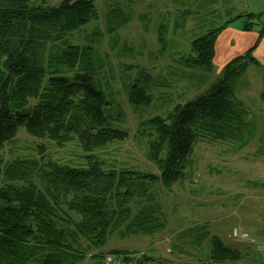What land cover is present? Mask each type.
I'll return each instance as SVG.
<instances>
[{
	"label": "trees",
	"instance_id": "1",
	"mask_svg": "<svg viewBox=\"0 0 264 264\" xmlns=\"http://www.w3.org/2000/svg\"><path fill=\"white\" fill-rule=\"evenodd\" d=\"M132 2L0 0V264H106L107 256L124 263H169L145 249L107 248V239L115 234L131 242L168 229L154 187L170 190L187 176L197 140L233 141L242 148L251 138L248 109L234 86L248 66L258 64L251 49L230 59L199 90L213 70L218 33L243 16L213 26L207 20L217 13L212 7L200 17L201 34L190 40L189 52L176 59L191 74L203 75L197 76V91L164 115H140L133 132L138 141L145 139V157L155 171L101 156L130 134L121 125L122 101L147 106L157 85L150 70L139 65L123 66L135 70L120 74L124 95L112 85L117 76L109 55L119 30L131 20ZM164 16L155 27L160 52L167 43ZM19 131L37 140L34 154L8 148ZM69 143L81 150L76 163L59 161L48 151V145ZM173 234L174 251H184L182 239L196 250L208 249L204 259L196 257L199 264H264L250 246L230 245L200 222Z\"/></svg>",
	"mask_w": 264,
	"mask_h": 264
},
{
	"label": "rangeland",
	"instance_id": "2",
	"mask_svg": "<svg viewBox=\"0 0 264 264\" xmlns=\"http://www.w3.org/2000/svg\"><path fill=\"white\" fill-rule=\"evenodd\" d=\"M233 2L234 8L228 9L220 0L212 5L208 0H133L131 20L119 30V40L109 55L117 76L112 85L114 90L123 94L120 74L123 75V70L133 75V68H123L133 65L148 68L157 85L152 88L153 99L147 106L133 108L122 101L125 118L121 125L127 128L130 134L125 141L112 144L101 151L104 159L155 171L154 166L145 157V139L138 141L132 136L137 121L140 115H164L174 102H181L197 91V76L199 74L201 78L203 75L197 71L191 74L192 72L178 64L176 59L181 53L189 52L190 40L202 29L198 28L200 17L210 14L212 7L217 13L208 15L207 20L212 21L213 26L223 24L238 12L249 10L247 6L250 2ZM200 5L204 7L199 9ZM249 8L263 10L264 2L252 1ZM186 9L191 13L186 15ZM164 14L167 43L165 50L160 52L155 27ZM198 15L199 18H196ZM258 22L261 24L263 20ZM93 25L94 23L86 28L90 31ZM74 39H77L76 35ZM106 46L107 43L101 48ZM216 75L213 69L205 77L204 83L199 85V90L204 89ZM246 75L243 72L234 82L235 95L243 102L249 90L246 89ZM258 78L255 83L259 86L253 91V96L264 93V83L261 84ZM253 115L250 120L251 127L264 128V114L262 118L258 114ZM257 135L259 133H254L242 148L233 141L197 140L189 157L187 176L173 184L170 190L159 185L154 187L166 214L168 229L151 238L134 237L131 242L113 234L107 239L106 247L127 246L129 249H145L157 258L170 260L167 264H199L196 257L204 259L208 249L202 246L196 250L188 245L186 239H182L183 245L180 249L184 251H174L173 244L176 240L173 241V233L200 222L205 224L211 234H217L224 242L239 248L250 246L253 251L263 255L264 260V135ZM36 142V139L24 131H19L8 148L14 154L32 155ZM258 142L259 146H256ZM48 146L52 157L59 161H79L81 150L74 143L63 147Z\"/></svg>",
	"mask_w": 264,
	"mask_h": 264
},
{
	"label": "crops",
	"instance_id": "3",
	"mask_svg": "<svg viewBox=\"0 0 264 264\" xmlns=\"http://www.w3.org/2000/svg\"><path fill=\"white\" fill-rule=\"evenodd\" d=\"M214 1V2H213ZM217 0H208V3H215ZM225 3L228 9L234 8L233 1H247L250 2L248 4L247 12H238L228 18L227 20L235 17L238 14H242L243 16L230 20L227 24H225L224 28L218 33L215 42H214V55L212 58L213 69H215L216 73L220 71V69L232 58L242 55L249 49H251L252 57L257 61L258 64L248 66L244 73L246 75L247 85L246 89L248 92L245 94L244 104L248 109V119L249 121L253 119L254 114H258L259 117L262 118L264 114V100L260 93L256 95H252L253 91L257 89L259 86L258 83H255L258 77L260 83H264V9L256 10L249 8L252 1H261L264 0H220ZM253 14L256 15L251 19H247L244 14ZM243 17V18H242ZM226 20V22H227ZM246 20H248L249 25L246 30H243V26L246 25ZM261 24L258 21H262ZM260 25V26H259ZM262 92V91H261ZM262 114V115H261ZM263 119H261L262 121ZM251 123V122H250ZM250 137H253L254 133H259L257 136L264 135V128H255L251 127ZM259 146V142L256 144ZM255 148V146H254Z\"/></svg>",
	"mask_w": 264,
	"mask_h": 264
},
{
	"label": "built area",
	"instance_id": "4",
	"mask_svg": "<svg viewBox=\"0 0 264 264\" xmlns=\"http://www.w3.org/2000/svg\"><path fill=\"white\" fill-rule=\"evenodd\" d=\"M107 263H110V264H135L134 261L133 262L124 263V262H122L121 258H119V257L114 258V257H110V256L106 257V264Z\"/></svg>",
	"mask_w": 264,
	"mask_h": 264
}]
</instances>
